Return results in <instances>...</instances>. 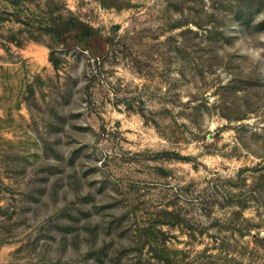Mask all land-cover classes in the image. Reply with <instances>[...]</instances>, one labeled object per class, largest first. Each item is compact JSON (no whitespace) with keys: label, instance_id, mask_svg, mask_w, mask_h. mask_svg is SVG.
Returning a JSON list of instances; mask_svg holds the SVG:
<instances>
[{"label":"rangeland","instance_id":"374dc122","mask_svg":"<svg viewBox=\"0 0 264 264\" xmlns=\"http://www.w3.org/2000/svg\"><path fill=\"white\" fill-rule=\"evenodd\" d=\"M0 264H264V0H0Z\"/></svg>","mask_w":264,"mask_h":264},{"label":"trees","instance_id":"16d2710c","mask_svg":"<svg viewBox=\"0 0 264 264\" xmlns=\"http://www.w3.org/2000/svg\"><path fill=\"white\" fill-rule=\"evenodd\" d=\"M54 20H53V18H52V22H53Z\"/></svg>","mask_w":264,"mask_h":264}]
</instances>
